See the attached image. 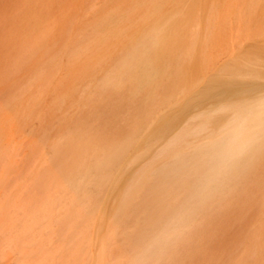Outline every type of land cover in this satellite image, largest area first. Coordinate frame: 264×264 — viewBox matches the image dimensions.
Returning a JSON list of instances; mask_svg holds the SVG:
<instances>
[{
	"label": "rangeland",
	"instance_id": "obj_1",
	"mask_svg": "<svg viewBox=\"0 0 264 264\" xmlns=\"http://www.w3.org/2000/svg\"><path fill=\"white\" fill-rule=\"evenodd\" d=\"M175 11L180 17L188 14V32L181 38L185 54L171 56L167 71H176L197 91L217 72L222 59L217 37L211 41L205 32L203 0H0V264H131L134 248L119 239L123 237L112 226L114 202L107 199L106 211L98 213L86 208L91 207L88 202H81L65 184L66 170L73 171L76 161L85 162L91 148L84 145L77 153L65 142L66 156L61 145L72 141L70 135L74 140L80 134L86 143L117 138L132 105L110 96L121 118L116 126L107 115V124L103 122L100 111L91 113L103 99L97 88L101 76L152 23L153 12L175 18ZM170 81L163 78L161 83L169 86ZM153 92L160 96V89ZM139 98L140 94L133 100ZM81 138L77 142L85 143ZM141 163L128 168L135 171ZM62 164L67 165L64 172ZM263 185L264 167L255 180L214 205L209 223L188 249L180 246L176 256L161 263L264 264Z\"/></svg>",
	"mask_w": 264,
	"mask_h": 264
},
{
	"label": "bare ground",
	"instance_id": "obj_2",
	"mask_svg": "<svg viewBox=\"0 0 264 264\" xmlns=\"http://www.w3.org/2000/svg\"><path fill=\"white\" fill-rule=\"evenodd\" d=\"M203 1L205 32L211 41L217 37L222 59L199 90L194 91V83L176 71H167L171 56L185 54L181 38L188 32V14L180 17L175 11L179 16L168 18L153 12L152 23L101 76L97 88L103 99L92 105L95 111L88 108L91 113L100 111L101 117L107 115L112 125L121 118H117L118 104L110 105V96L130 102L131 111L117 138L86 143L88 139L73 131L78 137L64 140L65 149L52 145L66 156V144L77 153L84 145L91 148L85 162L76 161L73 171L63 173L65 184L81 202H88L91 207L86 208L98 213L105 210L107 199L114 202L112 226L123 237L119 239L131 242V264H162L166 257L176 256L180 246L189 247L209 223L214 205L255 180L264 167V0ZM163 78L171 79L169 86L161 83ZM156 89L160 96L154 94ZM138 94L139 100H133ZM154 109L160 113L153 114ZM91 119L82 124L88 121L93 126ZM68 128L71 132L73 126ZM80 138L85 143L77 142ZM140 160L141 167L128 168ZM182 247L180 253L185 255Z\"/></svg>",
	"mask_w": 264,
	"mask_h": 264
}]
</instances>
